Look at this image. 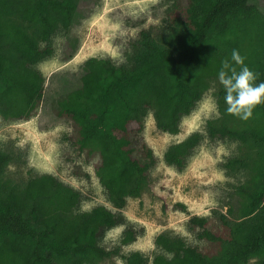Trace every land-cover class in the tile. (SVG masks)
Segmentation results:
<instances>
[{
    "label": "trees",
    "instance_id": "1",
    "mask_svg": "<svg viewBox=\"0 0 264 264\" xmlns=\"http://www.w3.org/2000/svg\"><path fill=\"white\" fill-rule=\"evenodd\" d=\"M253 0H174L169 31H140L123 64L92 57L82 65L78 84L65 88L52 103V121L72 123V143L88 155L98 154L96 174L109 201L123 209L128 198H139L149 186L148 172L157 162L146 143L136 138L153 109L157 128L177 135L208 90L221 61L238 49L245 63L264 81V13ZM82 0H0V115L22 120L32 116L44 97V78L32 66L52 54L41 48L59 27L69 30L81 16ZM159 40H163L162 43ZM224 89L218 92L220 117L208 121L212 140H231L250 154L229 158L228 172L246 169L247 183L237 187L238 218L229 221L226 238L207 228L205 217L189 222L199 237L220 249L204 253L183 239L161 234L156 244L172 254L156 255L152 264H264V103L248 120L226 113ZM200 133L171 145L165 161L183 171ZM11 154L0 151V190ZM81 193L47 175L29 180L20 191H0V264H102L120 252L107 250L100 239L126 226L121 245L135 242L143 230L128 224L122 213L105 206L74 216ZM175 211L187 210L182 202ZM229 208L228 214H236ZM140 252L126 264H148Z\"/></svg>",
    "mask_w": 264,
    "mask_h": 264
},
{
    "label": "rangeland",
    "instance_id": "2",
    "mask_svg": "<svg viewBox=\"0 0 264 264\" xmlns=\"http://www.w3.org/2000/svg\"><path fill=\"white\" fill-rule=\"evenodd\" d=\"M173 3L174 0H82L81 16L74 25L69 30L59 27L48 42L40 43L41 48L50 46L52 50L50 56L32 66L45 80L41 104L27 119L12 120L0 115V151L13 156L2 177V193L11 188L20 191L29 180L51 175L81 193L74 216L102 205L122 213L128 224L143 230L127 246L121 245L126 226L109 230L100 239V245L107 250L120 247V252L102 264H126V258L133 252L147 257L148 264H152L156 255L172 257L156 244L161 234L179 237L204 253L216 252L220 245L201 239L200 228L192 226L189 220L193 216L205 217L207 228L226 238L228 229L221 217L224 215L232 222L238 218L237 187L250 178L246 169L230 173L223 167L231 157L250 154L249 147L208 136V121L220 117L221 85L215 77L208 80V90L195 109L181 120L177 135L158 129L150 109L136 139L140 141L139 147L144 142L152 149L157 162L148 172L149 186L139 198H128L123 209H117L109 201L99 181L96 167L100 156L88 155L87 150L81 152L72 143L71 122L52 121L53 101L63 96L65 88L78 84L86 60L110 58L115 64L125 63L140 31H169L166 23ZM251 4L264 13V0H253ZM193 133H200L203 139L193 150L186 168L179 171L165 161L164 154L171 145ZM177 202L184 203L187 210L175 211L173 206ZM231 207L236 214H228ZM247 264H257L256 259Z\"/></svg>",
    "mask_w": 264,
    "mask_h": 264
},
{
    "label": "clouds",
    "instance_id": "3",
    "mask_svg": "<svg viewBox=\"0 0 264 264\" xmlns=\"http://www.w3.org/2000/svg\"><path fill=\"white\" fill-rule=\"evenodd\" d=\"M217 79L224 89L226 113L248 120L254 108L264 103V81L256 83L257 73L245 63L238 49L221 61Z\"/></svg>",
    "mask_w": 264,
    "mask_h": 264
}]
</instances>
